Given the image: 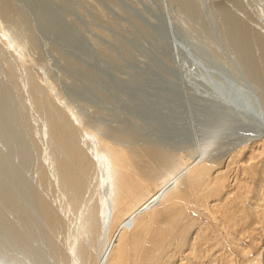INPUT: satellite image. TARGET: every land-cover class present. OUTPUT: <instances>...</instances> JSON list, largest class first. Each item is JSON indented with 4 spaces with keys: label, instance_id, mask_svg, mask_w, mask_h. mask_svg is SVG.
<instances>
[{
    "label": "bare ground",
    "instance_id": "6f19581e",
    "mask_svg": "<svg viewBox=\"0 0 264 264\" xmlns=\"http://www.w3.org/2000/svg\"><path fill=\"white\" fill-rule=\"evenodd\" d=\"M90 1L0 0V24L15 36V44L27 33L34 46L44 39L45 52L55 55L52 74L59 103L73 106L88 131L96 132L93 123L108 125L105 138L132 145L131 153L152 169L137 175L133 167L114 160L117 198L109 202L115 208L113 232L101 235L107 240L96 253V264H172L178 250L190 261L198 258L206 228L201 232L189 217V206L210 218L214 235L220 228L229 237L248 229L247 237L259 232L264 237V80L258 76L264 73V54L256 47L264 44L250 15L264 0ZM98 9L108 12V21ZM174 10L199 26L198 37L174 23ZM204 37L217 52L205 45ZM7 84L0 77V264H57L51 242L57 222L30 176L34 146ZM31 95L32 106L39 104L52 162L56 151L69 155L57 180L74 207L87 169L79 133L65 123L60 111H68L61 103L54 100L51 111L36 90ZM81 103L97 111L87 113ZM181 147L189 150V159L162 187V170L173 168L174 156L159 148ZM230 148L226 165L216 167L213 151L228 153ZM234 164L241 175L230 184L227 176ZM101 211L93 205L83 210L87 215L73 262L92 261L89 235L100 230L96 215ZM37 233L44 235L37 238ZM214 237L211 243L218 246L221 239ZM226 256L220 257L222 264H234ZM247 260L256 263L254 257Z\"/></svg>",
    "mask_w": 264,
    "mask_h": 264
},
{
    "label": "rangeland",
    "instance_id": "374dc122",
    "mask_svg": "<svg viewBox=\"0 0 264 264\" xmlns=\"http://www.w3.org/2000/svg\"><path fill=\"white\" fill-rule=\"evenodd\" d=\"M83 1L86 2L87 4H90L91 2L90 0H83ZM252 13L253 14L250 13V15H252L251 24L259 33L257 34L259 35V38L262 40L264 44L263 41L264 40V3L261 2L257 6L252 8ZM171 15L173 17L174 23L181 26L189 34L195 35L197 37L199 36V34L197 33L199 32V26L193 24L190 20L186 21V17L181 11L174 10V12H172ZM100 16L104 18L106 21H108V12L100 11ZM1 24H0V77L7 80L8 82L7 85L10 87V92L12 95H14L13 99L19 101V105H20L19 110L25 118V123H26L25 130L28 133V136L34 146L35 157H36L34 158V162L32 164L30 176L31 177L33 176L34 180L32 179V181L36 186H38L37 188L42 195L41 197L42 201L45 202L46 206L51 211L50 218L54 219L57 222L53 232L51 233V242L56 252L55 260L57 264H77L73 262L72 257H74L75 254L79 252L81 246L80 243L79 249L78 250L76 249L77 239H80V236L78 234L80 233L81 225L87 215V213H83V210L87 206L93 205L96 207L99 206V208L101 207L102 210L101 213L99 212L98 215H96V219H98L99 222H101V224L98 233H94L93 231V233L89 235L91 236V240H92V244L90 247V254L92 255V259H91L92 261L89 260V263H84V264H96L97 263L96 253L98 250L103 249L102 246L107 240V239L102 240L101 235L105 233L106 234L105 236L109 237L113 232L111 230L110 225H111V216L115 212L113 211L115 210V208L113 206V202H111V204L109 202L114 201L117 198V197L114 198V195L117 191L116 172L113 169L114 160L115 159L119 160L124 167L127 168L133 167L134 172L137 175H142L144 172H150L152 171V169H147V163L140 155H134L131 153V148H133L132 145L121 140L117 141L118 139L115 140L113 138L106 139L104 133L108 125H104L102 123H93L91 127H93V129L96 132L88 131L87 128H85V126L83 125L84 122L81 116L79 115L78 111L74 109L73 106L70 105L71 107H67L65 103L60 102L64 107H66V110L68 111V112L60 111V113L63 115L65 123L71 125L72 128L79 133L80 136L79 141L82 144L80 145L83 146V148L85 149L86 157H87V169L85 171V176L83 177L82 180L83 185L81 189V198L79 200V203H77L73 207V205L70 204L68 197L65 196L62 190L60 189L59 182L57 180L58 168H60V166H62L63 164H64L63 169L66 167V162L69 155L67 152L63 151L60 148L61 151L64 152V154L59 151H56L54 153L55 159L52 162V157H50L49 155L50 141L48 136L45 134V127L43 126L42 117L37 112L39 104L35 103L32 106L31 103V100H34L31 95L33 90H36V94H38L40 98L47 103V108L49 110L52 111V109L56 107V103L54 100H56V102L59 103L60 100L58 101L57 100L58 98H56L55 96L57 87H56L55 79L53 78V74H52L53 71H56L54 67L55 55L47 54L45 52L46 50L49 49V47L44 39L40 40L39 45L36 46L32 45L31 41L28 38V33L25 34L24 40L21 44L13 43V40H15V36H13L10 32H8L5 29L6 27H4V25ZM91 31L97 32V30L95 29H91ZM107 36H108L107 33H105V37ZM93 40L99 42V48H100L99 50H103L101 42L96 39ZM204 41L206 43L204 44L207 45V47L213 53L218 51L217 47L212 45L208 39L205 38ZM257 45L258 46L256 47L259 49L260 55L262 56L264 54V47L261 43H257ZM140 59L145 60L144 58H140ZM260 61L264 62V57H260ZM262 62H260V64L264 65V63ZM258 76L260 79L264 80V73ZM81 104L85 107V112L87 113H95L97 111V109L92 105L84 104V103ZM74 107H76V105H74ZM102 113L105 114L106 112L102 111ZM149 145L150 144H143V143L137 144V146L139 147L140 146L145 147ZM159 149L168 154L173 152L172 155L174 156L173 168L169 171L166 169L162 170L163 177L161 182L163 187V185L166 184L165 183L166 180L170 182L176 175H178L183 170L184 159L185 158L189 159L187 154L189 153V150L182 147H181L182 149L181 151H179V149H172V151H168L165 148H159ZM159 149L157 148L158 151ZM231 150L232 148L228 150V153H226L227 152L226 150L220 152L213 151L214 158L212 160H215L214 165L216 164L215 165L216 167L217 166L220 167L221 165L225 166L229 158V154H230L229 152ZM190 161H192V159H190ZM235 165L236 164H234V168L233 165H231V168L229 170L230 172L228 173L229 175L227 176L228 178L227 181H229L230 184H232V182L236 180L235 178L241 175L238 166ZM183 178L184 177L180 178L178 185L181 184ZM104 205L106 208H108V211L106 213L103 212ZM190 207L191 206H189L187 212H190L191 216L189 213L188 215L189 217L196 219L195 222L198 224L200 231L202 232V230H204L205 228L207 229L209 227L210 230H213L212 232L213 235H211L212 233L209 229L208 230L205 229L207 236L205 243L202 244L204 248L201 247L203 248L204 252L202 249H201L202 251L200 249H197L198 251L201 252V255L204 258L201 255H199L198 257L197 255L198 253L200 254V252L197 251L198 253L196 252V257L198 258L194 257L192 258V261H190L191 260L190 257L186 258L182 254V252H179L180 250H178V252L177 251L174 252L175 256L173 255L172 257V262H173L172 264H211L212 262H213L212 264H220V262L222 264L224 262L223 257H225L226 255H227L226 257H229L232 254L233 257L231 256V259L233 258L232 260H234V264H249L247 259L250 256L251 258L252 257L255 258V260L253 261L256 262L255 264H264V237L261 235L260 232L259 234L256 233L255 235L247 237L246 233H248V229H246L244 231V234L242 233L245 236H243L241 233H235V235L237 236L233 235L232 237H229L227 233H224L225 230L224 229L221 230L220 228L219 229L220 232L217 231L218 232L216 233L217 235H214L215 229L213 228L214 226H212V223H210L211 221L210 218L208 220V218H206L205 215L201 214L200 216L197 208L194 207L195 208L194 209L191 207L190 210ZM191 211H193L195 214ZM193 215L195 217H193ZM204 221L207 223H205ZM202 225L204 226V228ZM128 231L130 232L131 229ZM37 234H39V236L38 235L36 236L37 238H40L41 235H44V233H37ZM225 234L228 238L225 236ZM218 235L221 241L224 240L223 243L225 244V245L223 243L221 244L220 241V244H218V246L220 245L219 248L217 245L213 244L214 245L213 246L211 243L213 242V240H211L212 237L215 236L214 238H217ZM256 236L257 239L254 238ZM251 237L252 239H250ZM208 238L211 239L209 240ZM234 238L235 240L233 241ZM232 242L234 243V246L232 245L233 244ZM241 242L242 243L244 242V244H242ZM73 245H74V249L72 247ZM248 246L249 248L247 250L246 247ZM238 248L244 249L245 251L243 253H246V255L240 253L241 250H239ZM235 249L236 250L238 249L239 251L237 250L236 252ZM218 250H220V252ZM206 252L208 253L210 252V253L208 254ZM212 253H214L215 255L213 256ZM206 254L208 257L205 256ZM216 254L218 256H216ZM240 255L241 256L243 255L242 256L243 258ZM220 257H222L223 259Z\"/></svg>",
    "mask_w": 264,
    "mask_h": 264
}]
</instances>
